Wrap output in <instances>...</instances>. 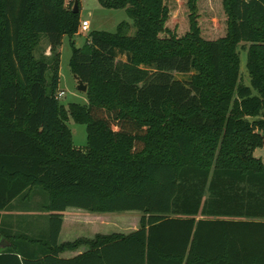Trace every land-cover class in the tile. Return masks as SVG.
I'll use <instances>...</instances> for the list:
<instances>
[{"label":"trees","instance_id":"1","mask_svg":"<svg viewBox=\"0 0 264 264\" xmlns=\"http://www.w3.org/2000/svg\"><path fill=\"white\" fill-rule=\"evenodd\" d=\"M97 1L125 10L135 31L121 22L70 41L88 105L65 107L56 49L77 34L78 0H0V211L39 187L50 213L46 241L15 236L0 264H264V164L253 156L264 148V0H220L226 31L214 40L201 36L198 0L185 2L181 37L168 0ZM42 39L50 59L34 56ZM69 119L86 126L83 149ZM67 208L142 216L66 260L86 243L57 245Z\"/></svg>","mask_w":264,"mask_h":264},{"label":"rangeland","instance_id":"2","mask_svg":"<svg viewBox=\"0 0 264 264\" xmlns=\"http://www.w3.org/2000/svg\"><path fill=\"white\" fill-rule=\"evenodd\" d=\"M69 2V0H68ZM186 0H168L167 3L170 8V19L168 26L171 33H174L177 37H181L188 30V9L186 6ZM78 18L79 25L83 22H87L88 30L82 32L78 29L77 34L72 37V42L77 48L83 45L89 35L93 32H116L118 24L121 22H128L130 29L127 35H133L135 29L132 27L131 20L127 17L125 10L123 9H106L99 5L97 0H78ZM198 13H199V27L201 30L202 38L206 40H214L224 35L226 31V19L220 9V0H198ZM165 37L166 34H162ZM247 46V45H245ZM59 53V85L58 92H63V95L58 99L59 104L67 107L69 104H78L81 106L88 105V97L85 93L77 91V84L69 67V60L71 57V47L69 44V38H64L61 45L56 49ZM240 57V78L243 85H249V77L246 70V52L241 47L238 48ZM34 56L36 58L43 57L50 59L52 54L48 51V44L45 39L39 44V47L35 50ZM119 59H124L120 57ZM176 79L185 81L188 79V75L173 73ZM57 95V94H56ZM261 117L247 118L249 122L259 120ZM67 126L71 131L72 143L74 147L83 149L87 144L86 126L82 124H76L71 119L68 120ZM253 156L261 160L264 164V148H257L253 152ZM42 191V190H40ZM45 201L47 202V194L42 191ZM110 218H132L139 217L141 214L137 211H128L122 213L106 214ZM129 222V221H127ZM42 223V222H41ZM132 225L133 223L130 222ZM127 225V224H126ZM42 226V225H41ZM106 231H121L113 227V225L104 228ZM19 242V239H18Z\"/></svg>","mask_w":264,"mask_h":264},{"label":"crops","instance_id":"3","mask_svg":"<svg viewBox=\"0 0 264 264\" xmlns=\"http://www.w3.org/2000/svg\"><path fill=\"white\" fill-rule=\"evenodd\" d=\"M71 40L69 39V43ZM40 190L39 187L30 189L24 196L15 198L6 209L0 211V231L9 236V239L0 237V252L10 246V241L15 236L30 238L33 241H46L50 213L44 210L46 201ZM61 214V226L56 242L57 245L73 243L77 240L86 242L80 244L74 250H66L58 254V258L66 260L88 253L92 248L90 244L94 242L97 236L127 235L138 230L139 221L142 216L132 218L117 217L112 219L105 216L112 213H90L77 208H67ZM130 222L133 224L131 225ZM111 225L117 230L118 228H122V230L115 232L104 229ZM38 245L37 242H32L30 247L34 249Z\"/></svg>","mask_w":264,"mask_h":264},{"label":"water","instance_id":"4","mask_svg":"<svg viewBox=\"0 0 264 264\" xmlns=\"http://www.w3.org/2000/svg\"><path fill=\"white\" fill-rule=\"evenodd\" d=\"M72 12L73 13L78 12L77 3H74ZM74 78H75L76 84H77V91L82 92V93H86L87 86L85 84H83L76 76H74Z\"/></svg>","mask_w":264,"mask_h":264},{"label":"built area","instance_id":"5","mask_svg":"<svg viewBox=\"0 0 264 264\" xmlns=\"http://www.w3.org/2000/svg\"><path fill=\"white\" fill-rule=\"evenodd\" d=\"M88 24L87 22H83L81 25H79L78 29L82 32H85L88 30ZM63 95V92H58L56 95V99L58 100Z\"/></svg>","mask_w":264,"mask_h":264}]
</instances>
